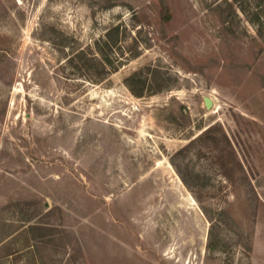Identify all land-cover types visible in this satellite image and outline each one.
<instances>
[{
    "label": "rangeland",
    "instance_id": "374dc122",
    "mask_svg": "<svg viewBox=\"0 0 264 264\" xmlns=\"http://www.w3.org/2000/svg\"><path fill=\"white\" fill-rule=\"evenodd\" d=\"M0 264H264V0H0Z\"/></svg>",
    "mask_w": 264,
    "mask_h": 264
},
{
    "label": "water",
    "instance_id": "95a60500",
    "mask_svg": "<svg viewBox=\"0 0 264 264\" xmlns=\"http://www.w3.org/2000/svg\"><path fill=\"white\" fill-rule=\"evenodd\" d=\"M204 101H205V104L208 108H210L212 106V100L209 96H205Z\"/></svg>",
    "mask_w": 264,
    "mask_h": 264
},
{
    "label": "bare ground",
    "instance_id": "6f19581e",
    "mask_svg": "<svg viewBox=\"0 0 264 264\" xmlns=\"http://www.w3.org/2000/svg\"><path fill=\"white\" fill-rule=\"evenodd\" d=\"M212 100V99H211Z\"/></svg>",
    "mask_w": 264,
    "mask_h": 264
}]
</instances>
